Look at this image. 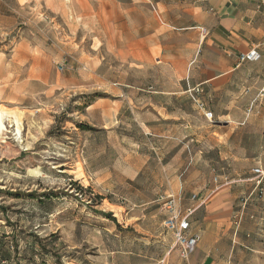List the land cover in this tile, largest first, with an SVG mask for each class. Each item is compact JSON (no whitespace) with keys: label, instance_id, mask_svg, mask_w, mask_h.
<instances>
[{"label":"rangeland","instance_id":"rangeland-1","mask_svg":"<svg viewBox=\"0 0 264 264\" xmlns=\"http://www.w3.org/2000/svg\"><path fill=\"white\" fill-rule=\"evenodd\" d=\"M53 21L44 0H0V264H264V184L255 190L253 180L264 166V99L247 112L242 75L219 95L189 89L185 152L172 140L158 158L138 125L146 113H123L117 137L96 128L103 113L88 108L106 102L114 116V97L80 77L90 70L68 57ZM163 168L164 193L182 208L205 201L184 262L161 225ZM154 195L162 203L148 206Z\"/></svg>","mask_w":264,"mask_h":264},{"label":"crops","instance_id":"crops-1","mask_svg":"<svg viewBox=\"0 0 264 264\" xmlns=\"http://www.w3.org/2000/svg\"><path fill=\"white\" fill-rule=\"evenodd\" d=\"M44 4L55 21L56 39L60 27L65 31L62 47L68 57L90 70L78 72L80 77L98 81L95 87L114 97V116L106 102L88 108L103 113L94 124L110 136L117 137L126 124L123 113L143 112L146 120L138 125L151 137L158 158L169 154L172 140L183 143L185 152L189 89H210L215 95L233 88L240 75L248 81L247 112L257 107L255 97L264 84L261 0H44ZM252 49L261 59L241 63L240 56ZM69 76L68 84H75V76ZM208 114L214 118L212 111ZM141 171L126 178L134 181ZM162 172L163 182L154 190L164 193L169 191L170 169ZM91 176L111 177L98 170ZM160 197L154 195L147 205L161 204ZM198 205L182 208L178 199L182 212ZM161 207L164 227L169 215L164 204Z\"/></svg>","mask_w":264,"mask_h":264},{"label":"built area","instance_id":"built-area-1","mask_svg":"<svg viewBox=\"0 0 264 264\" xmlns=\"http://www.w3.org/2000/svg\"><path fill=\"white\" fill-rule=\"evenodd\" d=\"M203 34H206V30H203ZM261 59V55L256 49H252L249 53L240 56L239 60L243 62H258ZM64 64H61L58 68L60 73L64 72ZM264 99V86L261 88L257 95V99ZM200 109H204L205 105L198 103ZM207 118H212L211 114H205ZM253 176L255 182V190L262 191L264 184V167L253 169ZM221 180L219 177H215L214 183L217 186ZM197 199V196H194ZM164 209L168 212V217L164 222V227L168 232L173 233L175 239L174 248L179 252L180 258L183 261H188L191 255L195 252L199 242L200 236L191 232V218L196 211L205 204V201L201 202L197 207H191L185 212H182L178 208V199L175 196H169L162 199Z\"/></svg>","mask_w":264,"mask_h":264},{"label":"trees","instance_id":"trees-1","mask_svg":"<svg viewBox=\"0 0 264 264\" xmlns=\"http://www.w3.org/2000/svg\"><path fill=\"white\" fill-rule=\"evenodd\" d=\"M88 130H90V131H93L94 129H92V128H89Z\"/></svg>","mask_w":264,"mask_h":264}]
</instances>
